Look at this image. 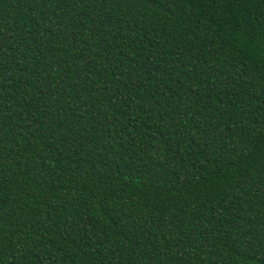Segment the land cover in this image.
Listing matches in <instances>:
<instances>
[{"label": "trees", "instance_id": "1", "mask_svg": "<svg viewBox=\"0 0 264 264\" xmlns=\"http://www.w3.org/2000/svg\"><path fill=\"white\" fill-rule=\"evenodd\" d=\"M0 264H264V0H0Z\"/></svg>", "mask_w": 264, "mask_h": 264}]
</instances>
